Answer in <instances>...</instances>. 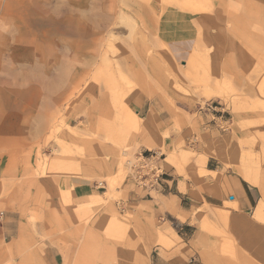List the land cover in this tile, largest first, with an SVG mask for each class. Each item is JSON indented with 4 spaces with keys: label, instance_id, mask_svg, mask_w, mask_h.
Listing matches in <instances>:
<instances>
[{
    "label": "rangeland",
    "instance_id": "rangeland-1",
    "mask_svg": "<svg viewBox=\"0 0 264 264\" xmlns=\"http://www.w3.org/2000/svg\"><path fill=\"white\" fill-rule=\"evenodd\" d=\"M0 32V264H264L259 201L200 195L228 135L264 180V0H0Z\"/></svg>",
    "mask_w": 264,
    "mask_h": 264
},
{
    "label": "crops",
    "instance_id": "crops-1",
    "mask_svg": "<svg viewBox=\"0 0 264 264\" xmlns=\"http://www.w3.org/2000/svg\"><path fill=\"white\" fill-rule=\"evenodd\" d=\"M195 39V30L188 27H176L167 32L166 43L168 47L173 50V52L179 56L185 54V52L190 49L191 42ZM229 114L226 122L231 126L230 128H236L237 133L241 134L243 137L247 133L245 128L237 125V122L243 120L244 114L242 112L233 114L227 110ZM222 116L219 114H214L213 122L209 123L211 127H215L219 131V120L222 121ZM165 116H161V121H164ZM230 128L228 132L230 133ZM239 136L228 135L226 137L225 146L212 147L210 155L205 160V171L210 172L211 175L216 173V176H207L203 181V191L200 195L205 203L215 207H219L224 201L229 203H235L238 209L242 213L249 211L253 205L257 203L254 214L260 215L264 210V180L260 177L256 179L247 174L244 176L234 170L235 160L234 157L239 154L238 140ZM215 139H219L215 136ZM253 149L259 147L258 142H254ZM225 159L227 163H224ZM166 174V180L173 183L174 190H178V180L177 176L173 175V171L169 170ZM251 182V183H250ZM253 182V183H252ZM173 205L176 201H172ZM166 204V203H165ZM169 205V204H168ZM174 210V208H172ZM178 219L184 220L185 213H177ZM180 219V220H181Z\"/></svg>",
    "mask_w": 264,
    "mask_h": 264
},
{
    "label": "built area",
    "instance_id": "built-area-1",
    "mask_svg": "<svg viewBox=\"0 0 264 264\" xmlns=\"http://www.w3.org/2000/svg\"><path fill=\"white\" fill-rule=\"evenodd\" d=\"M141 158H142V163L146 166L148 163L146 162L147 160H149V158H144L143 156H141ZM137 171L139 172V173H137V174H135V177L137 178V179H140V180H145V178H146V176H147V173H141V171H140V167L137 169ZM152 172V175L154 176V177H152V179H153V181H156L157 183H158V176H159V174H156L155 173V171L153 172V171H151ZM143 176H145L144 178H143ZM142 183V182H141ZM143 184V183H142Z\"/></svg>",
    "mask_w": 264,
    "mask_h": 264
},
{
    "label": "bare ground",
    "instance_id": "bare-ground-1",
    "mask_svg": "<svg viewBox=\"0 0 264 264\" xmlns=\"http://www.w3.org/2000/svg\"><path fill=\"white\" fill-rule=\"evenodd\" d=\"M2 170L3 169H0V173L2 172ZM1 174H3V173H1ZM138 257H139V254H138ZM139 261V260H138ZM131 264H138V262L136 261V260H133V261H131Z\"/></svg>",
    "mask_w": 264,
    "mask_h": 264
},
{
    "label": "clouds",
    "instance_id": "clouds-1",
    "mask_svg": "<svg viewBox=\"0 0 264 264\" xmlns=\"http://www.w3.org/2000/svg\"><path fill=\"white\" fill-rule=\"evenodd\" d=\"M3 34H6V33L0 32V35H3Z\"/></svg>",
    "mask_w": 264,
    "mask_h": 264
}]
</instances>
